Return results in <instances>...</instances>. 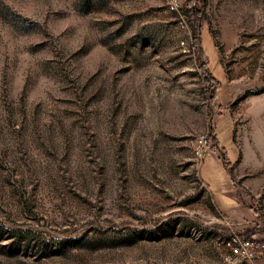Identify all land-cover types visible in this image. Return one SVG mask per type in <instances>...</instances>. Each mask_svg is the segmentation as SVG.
Wrapping results in <instances>:
<instances>
[{"label":"rangeland","instance_id":"374dc122","mask_svg":"<svg viewBox=\"0 0 264 264\" xmlns=\"http://www.w3.org/2000/svg\"><path fill=\"white\" fill-rule=\"evenodd\" d=\"M234 237L264 244V0H0V264H264Z\"/></svg>","mask_w":264,"mask_h":264},{"label":"built area","instance_id":"2783aa9c","mask_svg":"<svg viewBox=\"0 0 264 264\" xmlns=\"http://www.w3.org/2000/svg\"><path fill=\"white\" fill-rule=\"evenodd\" d=\"M163 1L167 4L170 10H178V8L181 5V0H163ZM209 143L210 142L207 137L202 138L200 140V144L198 147L199 149L197 151L199 157L202 158L205 155L209 147ZM228 244L231 248L232 255L237 257L249 255L251 251H255L259 253L264 252V244L255 243L254 241L251 240H242L238 237L232 238Z\"/></svg>","mask_w":264,"mask_h":264},{"label":"trees","instance_id":"16d2710c","mask_svg":"<svg viewBox=\"0 0 264 264\" xmlns=\"http://www.w3.org/2000/svg\"><path fill=\"white\" fill-rule=\"evenodd\" d=\"M189 14H191V13H189ZM194 17H195V15H192L191 20H192V25H193V28H194V40H195V43H196V42L199 41V38H200L201 20H200V18H198V20H197Z\"/></svg>","mask_w":264,"mask_h":264}]
</instances>
